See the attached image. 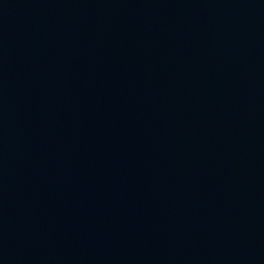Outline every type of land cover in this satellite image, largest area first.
<instances>
[{
  "label": "water",
  "instance_id": "obj_1",
  "mask_svg": "<svg viewBox=\"0 0 264 264\" xmlns=\"http://www.w3.org/2000/svg\"><path fill=\"white\" fill-rule=\"evenodd\" d=\"M0 264H264V0H0Z\"/></svg>",
  "mask_w": 264,
  "mask_h": 264
}]
</instances>
